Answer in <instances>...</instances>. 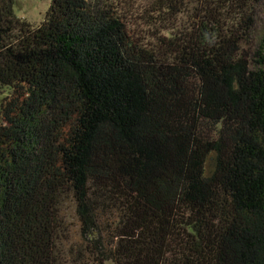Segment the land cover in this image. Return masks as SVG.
<instances>
[{"label": "trees", "instance_id": "trees-1", "mask_svg": "<svg viewBox=\"0 0 264 264\" xmlns=\"http://www.w3.org/2000/svg\"><path fill=\"white\" fill-rule=\"evenodd\" d=\"M261 1L0 0V264H264Z\"/></svg>", "mask_w": 264, "mask_h": 264}, {"label": "rangeland", "instance_id": "rangeland-1", "mask_svg": "<svg viewBox=\"0 0 264 264\" xmlns=\"http://www.w3.org/2000/svg\"><path fill=\"white\" fill-rule=\"evenodd\" d=\"M51 0H16V15L34 25L39 24L49 7ZM254 25L252 27L251 41L247 46L254 48V45L264 36V0L254 6ZM252 44V45H251ZM2 94H0V99ZM64 217L69 229V238L76 244L80 242L79 222L75 213V207L71 201L64 206Z\"/></svg>", "mask_w": 264, "mask_h": 264}]
</instances>
